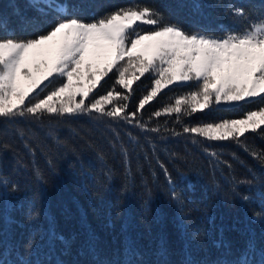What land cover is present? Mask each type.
<instances>
[{"label":"trees","instance_id":"obj_1","mask_svg":"<svg viewBox=\"0 0 264 264\" xmlns=\"http://www.w3.org/2000/svg\"><path fill=\"white\" fill-rule=\"evenodd\" d=\"M56 2L88 22L120 7L148 6L190 32L216 36L234 30L232 6L264 8V0ZM0 17V39L35 38L59 18L30 0H0ZM155 78L145 73L124 89L113 69L90 94L115 89L128 96L114 103L128 105L131 122L96 113L0 119V178L7 182L0 184V254L9 264H260L264 125L225 141L183 129L245 118L264 101L212 102L190 115L182 106L180 114L157 117L198 84H171L141 109Z\"/></svg>","mask_w":264,"mask_h":264},{"label":"snow or ice","instance_id":"obj_2","mask_svg":"<svg viewBox=\"0 0 264 264\" xmlns=\"http://www.w3.org/2000/svg\"><path fill=\"white\" fill-rule=\"evenodd\" d=\"M30 6L41 14L47 8L59 18L35 38L0 39V119H40L44 115L68 118L96 113L131 122L128 105L114 103L129 99L121 92L114 89L89 99L113 69L118 73L116 83L124 89H131L145 73H155L151 90L139 101L141 109L173 82L198 84L197 91L155 112L157 117L162 112L180 114L182 105H187L183 111L190 115L197 105L208 108L213 100L217 104L221 100L256 97L264 101V8L246 11L242 5L232 6L228 14L233 18L234 30L216 36L190 32L166 21L162 13L148 6L120 7L90 22L70 15L56 0H30ZM57 82L58 87L40 98L38 90L44 91ZM106 105L114 106L108 110ZM262 125L264 108L248 112L243 119L185 127L183 131L209 141L239 140ZM0 184L7 182L0 178ZM16 190L17 186L12 185V191ZM173 198L178 199L175 193ZM261 252L260 264H264V249ZM0 264H9L2 254ZM234 264H248V260L237 258Z\"/></svg>","mask_w":264,"mask_h":264},{"label":"rangeland","instance_id":"obj_3","mask_svg":"<svg viewBox=\"0 0 264 264\" xmlns=\"http://www.w3.org/2000/svg\"><path fill=\"white\" fill-rule=\"evenodd\" d=\"M135 51L136 50H133V54H135ZM125 60H127V57H125ZM121 63H123V61H121ZM118 74V73H117ZM155 74V73H154ZM137 75H139V73H137ZM189 82V81H188ZM45 83H47V82H45ZM181 83H185V82H180V81H176V82H173L172 84H181ZM169 85H171V84H169ZM168 85V86H169ZM59 86V82H57L56 84H54V85H52V87H58ZM43 87V86H42ZM162 89H164V88H162ZM161 89V90H162ZM198 90V88L195 90V91H197ZM38 92H39V90H38ZM35 95V94H34ZM187 96H189V94H187V95H185L184 97H187ZM40 98H43V97H40ZM80 99V97H77V100H79ZM248 99H252V98H247L246 100H248ZM200 100H201V104L203 103V98L202 97H200ZM244 101V100H243ZM213 102L215 103V101L213 100ZM239 102H241V101H225V100H221L218 104L217 103H215V104H217V105H222V106H229V105H234V104H237V103H239ZM182 106H187V105H182ZM197 109H202L201 108V106L200 105H197ZM244 118V117H243ZM243 118H241V119H243Z\"/></svg>","mask_w":264,"mask_h":264}]
</instances>
